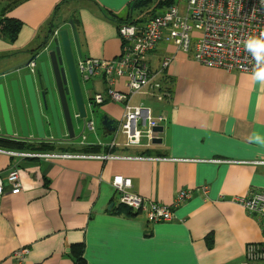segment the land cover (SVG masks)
Returning <instances> with one entry per match:
<instances>
[{"label":"crops","instance_id":"crops-1","mask_svg":"<svg viewBox=\"0 0 264 264\" xmlns=\"http://www.w3.org/2000/svg\"><path fill=\"white\" fill-rule=\"evenodd\" d=\"M61 1H28L29 14L18 17L23 25L16 41L0 40V65L14 50H22L26 58L24 65L11 70L26 66L32 57L38 63L41 50L33 56L31 51L42 42L43 23ZM132 1L69 0L60 7L56 30H65L75 18L80 59L113 60L121 48L118 26L104 19L100 10L132 17ZM192 52L161 42L146 57L151 71L171 57L163 72L169 98L149 103L165 117L157 135L160 144L123 148L117 134L119 146L108 150L113 133L102 129L109 141L90 136L81 140L83 130L91 131L84 128L80 140L53 143L49 151L39 153H110L143 159H25L0 154V177L4 180L16 167L23 186L18 195L0 196V264H14L11 254L21 247L29 250L26 264H76L74 246L82 248L85 264H242L246 246H264V218L248 214L235 201L264 194V165L253 163L264 161V143L251 139L256 135L264 140V85L252 74L202 67L193 61ZM5 72L0 71V77ZM92 78L90 112L97 108L101 118L117 122L122 106L105 99L101 75ZM112 88L125 90L124 79ZM95 94L104 97L101 105L92 103ZM46 137L51 141L49 134ZM116 176L129 180L128 192L171 206L173 219L151 223L143 213L119 210V194L111 186ZM181 190L189 192V198L176 203Z\"/></svg>","mask_w":264,"mask_h":264},{"label":"built area","instance_id":"built-area-1","mask_svg":"<svg viewBox=\"0 0 264 264\" xmlns=\"http://www.w3.org/2000/svg\"><path fill=\"white\" fill-rule=\"evenodd\" d=\"M264 30V2L262 0H175L158 16L137 24H122L117 28L121 48L113 60L79 59L76 67L82 81L101 75L106 83L105 99L122 106V116L117 121L113 140L108 150L119 146L115 142L117 134L124 137L123 148H148L158 134L152 132L165 122L162 114L155 113L152 104H161L169 98L170 92L164 82L163 72L171 62L165 57L156 71L149 70L146 62L148 54L161 42L172 44L178 50L190 51L193 39L192 59L205 68L218 69L227 73L252 74L255 61L245 50L244 41L249 36H259ZM52 33L49 41L57 36ZM27 68L34 71L35 62L29 60ZM124 79L125 90L113 89L115 81ZM134 97L142 100L135 105L129 102ZM91 101L98 106L104 102L102 94H95ZM84 128L93 131L92 122ZM84 138L82 137L81 140ZM0 154L12 158L29 157L25 154L0 148ZM40 159H78L95 158L100 160L143 159L144 156L82 155L68 153L37 154ZM264 165V161L253 162ZM111 186L119 194V204L133 213H143L151 223L169 222L173 219L171 206L145 201L135 193H130L128 179L113 177ZM7 187V191H6ZM23 189L17 168H12L3 180L0 177V196L18 195ZM189 198V192L181 190L176 203ZM248 214L264 218V194H254L236 198ZM29 250L21 247L11 254L14 264H26ZM259 262L264 264V246L250 244L246 246L242 264Z\"/></svg>","mask_w":264,"mask_h":264},{"label":"water","instance_id":"water-1","mask_svg":"<svg viewBox=\"0 0 264 264\" xmlns=\"http://www.w3.org/2000/svg\"><path fill=\"white\" fill-rule=\"evenodd\" d=\"M70 32L73 39L75 55L71 50L69 36L66 30H59L57 36L52 41H47L43 50L37 56L45 53V60L35 63V70L29 72L26 67L14 71V78L2 77L0 81V126L3 130L2 136L5 138H16L12 132V124L9 112L11 108L16 116L17 126L19 129V137L29 140L30 135L24 119L23 107H28L32 122L34 123L35 139L44 140L45 134L43 124L39 114L38 98L44 109L52 112V125L55 132V141L62 139L60 127L54 110V97L60 103L63 113V124L66 131V139L72 141L75 139L72 123L71 112L75 111L74 118L82 121V129H84L87 110L81 95L79 81L80 75L76 67V58L80 59V49L77 41L75 28L70 21ZM52 48L48 50V47ZM26 70V71H25ZM33 78V80H32ZM72 94L73 105L67 107L65 97ZM26 100L27 105L24 106ZM101 128L108 134L116 130L117 122L109 119L107 116L101 118ZM153 133L162 132V127H156ZM161 140L156 138L152 140V144H160Z\"/></svg>","mask_w":264,"mask_h":264},{"label":"trees","instance_id":"trees-1","mask_svg":"<svg viewBox=\"0 0 264 264\" xmlns=\"http://www.w3.org/2000/svg\"><path fill=\"white\" fill-rule=\"evenodd\" d=\"M7 1L8 2L5 4V6H3L0 10V40L5 42L6 44H13L16 41L23 24L18 19L8 17V12L11 11V9L18 7L22 5L23 3H26L30 0H7ZM67 1L69 0H62L61 2H59L58 4L54 6L52 13L47 21V24L44 27L45 32H44V37L42 39V42L34 49L33 52L39 51L40 49L44 48L45 44L47 43L49 38L52 36V33L56 30L55 22L57 21L60 7L63 5V3H66ZM174 3H175V0H134L131 3H129L128 10L129 12H132V13L137 12L139 15L138 18L133 17V16L131 17L128 15L125 18H121L103 9L100 10V13L102 17H104V19H106L109 22H112L117 27L122 24L144 23L145 21L158 16L167 7L173 5ZM145 14L148 15V17L144 20H140L139 19L140 16L145 15ZM70 20L74 28L76 29L78 27L77 20L75 18H70ZM33 52L31 51V55H33ZM167 85L168 83L166 84V87ZM167 90L169 91L170 89H167ZM0 148L8 149V150H20V151L32 149L29 145L27 146L21 143L2 140V139H0ZM42 148L45 149L46 146ZM94 149L96 150L97 148H94ZM85 150L87 151V149ZM45 151H49V150L47 149ZM145 153L146 151L143 152L142 154L144 155ZM119 210H125L128 214L132 212L131 210H129L128 208L120 204H119ZM71 254L73 255V258L75 259L74 262L76 264H85L82 259V248L81 247L74 246V248H72L71 250Z\"/></svg>","mask_w":264,"mask_h":264},{"label":"rangeland","instance_id":"rangeland-1","mask_svg":"<svg viewBox=\"0 0 264 264\" xmlns=\"http://www.w3.org/2000/svg\"><path fill=\"white\" fill-rule=\"evenodd\" d=\"M8 1L7 0H0V10L3 6H5V4L7 3ZM10 2V1H9ZM27 4H29L28 2L26 3H23L22 5L18 6V7H15L13 9H11V11L8 12V17H11V18H15V19H18L21 21V18H18V17H22V15H27L29 14L28 12V9H26L28 6ZM133 16H138V13L137 12H133ZM148 17V15H141L140 16V20H144ZM47 21L46 20L43 25L44 27L46 26L47 24ZM70 21H68L69 23ZM60 24H61V21L58 22L56 21L55 22V26L56 27H60ZM64 29L67 31L68 33V36H69V41H70V46H71V50L72 52L74 53L75 55V51H74V44L72 42L73 39L72 36L70 37V26L68 24H66L64 26ZM76 31V30H75ZM45 31L43 30L42 31V34L44 33ZM77 35V34H76ZM119 39V37H118ZM5 43V42H4ZM27 48V47H26ZM24 48V49H26ZM52 48V45H50L48 47V50ZM31 49V48H30ZM190 50H193V39L191 41V47H190ZM14 51H17V52H14ZM12 52H14L13 54V57L12 58H6L4 59V62H3V65H0V71H9L11 70V68H14L16 67L17 65H24L25 64V56L23 55L22 50L21 52L19 50H14ZM45 57H46V54L43 53L41 54L40 56H37V59L36 61L37 62H40V61H43L45 60ZM76 57V55H75ZM30 60H33V57L30 59ZM78 61V59L76 58V62ZM27 68V66H25ZM27 70L30 72V70L27 68ZM95 78H90L89 81L87 82H81L79 81V87H80V91H81V95H82V98H83V102H84V105L86 107V110H87V118H86V122L90 121L92 122L93 124V132L91 131H88V130H83V133H82V121L81 120H76L74 118V115H75V111H72L71 113V117H72V123H73V131H74V136H75V139L74 141H78L80 140V135L82 133V137H95V138H99L100 140H107L109 141L110 138H107L105 139L104 136H103V131H102V128H101V114L99 113V110L97 108H94L93 110V114L90 112V109L88 107V104H89V97L92 95V92H91V89H92V86L95 82L94 80ZM142 99L140 97H134L133 99L130 100L129 104L130 105H135L137 104L138 102H140ZM73 105V102L72 100H70V107H72ZM154 110H157L156 108H158V106L156 105H152L151 106ZM58 110V109H57ZM89 110V111H88ZM58 114H59V119L61 120L62 122V127H61V130L62 131H65L64 129V125H63V120H62V115H61V112L58 111ZM91 114V115H90ZM40 117H41V121H42V124H43V127L45 129V138H46V133L49 134V135H52V132H53V126L50 122L51 121V118L49 116V113L47 110H44L42 107H41V110H40ZM34 124V123H33ZM124 141L123 139V136L121 134H119L117 136V142L119 143H122ZM8 150V149H6Z\"/></svg>","mask_w":264,"mask_h":264},{"label":"flooded vegetation","instance_id":"flooded-vegetation-1","mask_svg":"<svg viewBox=\"0 0 264 264\" xmlns=\"http://www.w3.org/2000/svg\"><path fill=\"white\" fill-rule=\"evenodd\" d=\"M40 50H43L40 49ZM39 50V51H40ZM33 52V50H32ZM33 56V55H32ZM25 67V66H24ZM22 67V68H24ZM36 68V66H35ZM34 68V70H35ZM17 70V69H16ZM15 70H9L7 72H5L4 74H2V76L0 77V81L2 80V77L5 76L7 78H14L15 77V73H14ZM26 71V70H25ZM33 80V78H32ZM53 97H54V110H55V114H56V117H57V120H58V125L60 127V132H61V136H62V139H60L59 141H55V132H54V128H53V132H52V135H50L51 137V141H48L46 138H44V140H41V141H38L35 139V129H34V124L32 122V117H31V114H30V111H29V108L26 107L25 105H27V102L26 100L24 101V106L23 107V112H24V119H25V123H26V126H27V130L29 132V135H30V138L29 140H24V139H21L19 137V129H18V126H17V121H16V116H15V113L13 111V108H11L10 112H9V116H10V121H11V124H12V132L13 134H15L16 138H5L4 136H2L3 134V130L0 126V139L2 140H7V141H12V142H17V143H21V144H24V145H29L32 149H29V150H12V151H15V152H19V153H22V154H25L29 157H24L25 159H33V158H36L35 156L47 149H51L52 147H54L55 145L53 143H57V144H60V143H66L67 142V139L63 138V135L66 134V131H62L61 130V127H62V122L61 120L59 119V114H58V111L61 112V115H62V120H63V113H62V109H61V106H60V103L57 99H55V95L53 94ZM70 100H72L73 102V97H72V94H68L66 97H65V101L67 103V107H70ZM38 108H39V114H40V110H41V107L43 108L41 102H40V99L38 98ZM44 109V108H43ZM58 109V110H57ZM46 110V109H44ZM47 111L49 113V116L51 118V121H52V112L51 110L49 109V107L47 108ZM72 113V112H71ZM52 124V122H50ZM64 125V124H63ZM53 126V125H52ZM44 129V127H43ZM65 129V128H64ZM44 133H45V129H44ZM66 136V135H65ZM54 145V146H53ZM45 149H43L42 147H45Z\"/></svg>","mask_w":264,"mask_h":264},{"label":"clouds","instance_id":"clouds-1","mask_svg":"<svg viewBox=\"0 0 264 264\" xmlns=\"http://www.w3.org/2000/svg\"><path fill=\"white\" fill-rule=\"evenodd\" d=\"M262 2H264V0H262ZM244 48L255 61L252 70L253 79L257 83L264 85V30L259 33V36H249L244 41ZM251 139L256 143H264V140L256 135Z\"/></svg>","mask_w":264,"mask_h":264}]
</instances>
